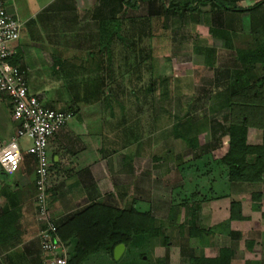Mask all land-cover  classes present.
I'll return each mask as SVG.
<instances>
[{
    "label": "crops",
    "instance_id": "obj_1",
    "mask_svg": "<svg viewBox=\"0 0 264 264\" xmlns=\"http://www.w3.org/2000/svg\"><path fill=\"white\" fill-rule=\"evenodd\" d=\"M1 1L7 13L21 24L16 43L18 56L13 60H17L16 66L25 73L28 94L38 98L40 104L48 109L74 112L70 121L50 141L48 148L51 165L46 206L54 224L57 226L76 211L96 203L120 210L132 207L139 211L137 205L143 201V187L139 188L138 185L141 183L138 181L141 180L138 171L142 172V167L136 165L139 158H127L129 141L123 140V126L111 124L118 120L112 106L116 104L122 110L123 104L118 98L127 89L128 79L125 75H137L142 66H138L132 56L126 57L129 40L127 16L123 14L125 16L122 18L121 7L119 15L113 13L110 1L40 0L34 5L25 3L20 7H15L11 0ZM175 1L148 0L142 8L154 17L158 10L162 7L166 10L170 3L179 6L188 4ZM187 1L193 2L196 9L185 16H193V25L207 27L206 35L193 51L199 50L196 54L203 57L204 65L205 57L214 60V67L208 71L210 76L201 79L205 84L198 88L199 93L204 95L200 99L201 104L208 102L210 92L216 93L212 106L223 107L240 100L239 96L231 98L226 93L227 87L235 86L234 80L238 79L229 75L232 61L238 57L237 54L263 42L264 37L249 28L248 32L244 31L245 25L249 26V13L241 16V33L233 29L237 24L231 23L233 27L226 29V38L217 36L214 32H221L219 25L225 26L226 21L232 19V13L225 12L213 0ZM219 1L229 2L237 10L250 9L257 3L250 0L253 1L247 2L250 5L241 7L240 3L249 0ZM174 17L178 18L162 16L158 24L163 21L168 23ZM113 18L119 20L118 33L113 32ZM131 35L137 38L136 33ZM158 37L151 38V47ZM255 74L262 76L258 69ZM134 88L138 90L141 87L135 84ZM136 99L134 105L139 109L142 101ZM135 127L138 129L137 124ZM15 130L16 124L10 118L9 101L0 96V148L14 135ZM203 134L206 137L208 132ZM258 136L260 138L259 132L249 134L248 144L258 145ZM135 144V150H138V141ZM27 155L26 151H21V156ZM132 162L135 165H131ZM30 163L29 158L21 161L13 175L4 176L0 171V264H47L48 257L42 253L37 238L42 225L36 218L35 166ZM234 195L230 194L231 197ZM236 195L240 194L236 192ZM253 234L256 236V232ZM258 238L260 236L250 241L253 243L250 250L245 247L246 241L238 245L232 240L230 244L217 248L216 254L213 246L210 248L187 242L182 247L188 252H183L180 259L179 255L176 258L173 255V258L170 251L162 250L160 253V249H156L158 254L155 258L160 259L161 264H188L189 256H193L192 250L200 249L205 258H215L220 249L228 248L231 252L230 264H264L261 262L264 242ZM126 250L124 246L123 253ZM171 250H178V247L173 246ZM123 253L117 261L113 259L112 251V258L101 253L90 256L83 264H119L117 262H120ZM162 253L167 257L163 258Z\"/></svg>",
    "mask_w": 264,
    "mask_h": 264
},
{
    "label": "rangeland",
    "instance_id": "obj_2",
    "mask_svg": "<svg viewBox=\"0 0 264 264\" xmlns=\"http://www.w3.org/2000/svg\"><path fill=\"white\" fill-rule=\"evenodd\" d=\"M10 2L15 7H20L25 3L34 5L40 0ZM178 2L193 5V2L187 0ZM247 2L253 1H243L240 3L241 7L250 5ZM227 4L233 6L229 2ZM192 17L171 18L172 20L166 22L164 29H160L158 25L159 29H155L156 34L159 35L158 40L154 41L152 47L150 42L153 61L140 66L138 72L136 68V77L130 73L125 75L128 79L127 89L123 91L124 95L118 98L123 104L122 110L116 104L112 106V112H115L118 120L111 124L123 126L122 134L125 133V135L121 134L123 140H129V143L136 139L138 141V150H135L136 144H132L127 152V158L129 156L133 159L139 158L136 165L142 167V172L138 171L141 178L138 181L143 185L141 183L138 185L139 188L143 187V201L141 204L138 203L137 208L141 212L150 213L157 221V225L164 228V236L169 240V245L163 247L160 236L154 240L136 239L123 253L122 259L117 262L119 264H161L160 259L155 258L158 254L156 249H160V253L162 250L168 253L170 251L172 257L174 255L176 258L179 255L180 259L183 252H188V249L182 247L184 243L192 242L199 245L198 241L186 237L187 220H190L191 216L188 209L191 207L198 226L204 231L210 230L209 235L201 241V245L210 248L213 246L215 254L217 248L232 242L230 238L232 232L237 234L234 242L238 245H243L248 240L253 241L256 236H260L258 240L264 242V177L262 184L233 185L227 182L222 168L213 173H205L211 165L203 167L200 172L198 168L200 165L193 161V153L183 142L173 139V125L190 109L188 115L190 114L189 118L194 119L191 122L194 131H198L200 127L201 131L204 130L200 125L203 119L223 126L227 125L223 120L227 116V109L224 106H212L215 103L212 99L216 95L215 92L210 93L211 98L207 103L196 102L200 94L198 88L205 84L201 79L210 76L208 73L210 69H207L202 62L203 57L193 51L194 47H198L196 45H200V39L202 40L206 35L207 27L193 25ZM244 31L248 32V24L245 25ZM135 84L140 85L141 88L136 90ZM136 97L142 101V106H138L139 109L134 105ZM234 102L238 103L237 100ZM253 104L261 111L256 113L253 111L246 115L259 126L264 127V100H257ZM203 137L204 134H201V145L205 141ZM257 139L259 140V136ZM28 146L26 140L20 141L22 152L26 151ZM225 148L226 139L222 138L213 147L211 157L214 160L221 158ZM131 165L135 164L132 162ZM236 192L240 195H236ZM232 193L235 195L231 197ZM253 193H260L261 197L258 201L251 200ZM232 202L240 204L242 214L248 216L246 222L228 221L229 206ZM179 225L183 228L181 229ZM253 232H256V236ZM173 246L178 247V250L172 252ZM191 252L194 256L201 254L200 249ZM162 254L163 258L167 257L166 254ZM261 262H264V257H261Z\"/></svg>",
    "mask_w": 264,
    "mask_h": 264
},
{
    "label": "trees",
    "instance_id": "obj_3",
    "mask_svg": "<svg viewBox=\"0 0 264 264\" xmlns=\"http://www.w3.org/2000/svg\"><path fill=\"white\" fill-rule=\"evenodd\" d=\"M97 1H110L113 4V13L115 12V14L119 15V8L121 7L123 11L122 16L123 14L127 16L129 40L126 46V57L132 56L138 66L145 65L148 61H153L150 53V41L153 36H157L155 29H159L158 25H160V29L166 27L164 21L158 24L162 16L164 18L168 16H179L182 18L188 13L195 12L196 9L195 6L191 7L188 4L179 6L170 3L166 10L162 7L154 17H151L143 9L144 5H147L148 0ZM213 1L218 2L225 12L232 13V19L226 21L225 26L219 25L221 32L218 34L214 32L217 36L226 38L225 36L228 34L226 29H230L231 23H236V28L231 27L237 33H241V16L249 13V30L252 32L258 31L260 36L264 37V0L255 3L250 9L244 10H237L236 7H231L219 0ZM112 21L114 23L113 32L118 33L119 20L113 18ZM133 32L137 34V38L131 35H135ZM124 42L122 40L123 45H125ZM237 56L232 61V72L229 75L231 74V78H233V75L238 79L234 78L235 86H228L226 93H229L231 98L239 96L241 99L237 100L238 103L231 102L224 106L228 113L223 120L227 125L223 126L214 121L203 119L200 125L204 127V130L201 131L200 127L198 131H194L191 125L194 119L189 118L190 114L188 115L191 111L190 109L183 118H178L177 122L173 125V139L183 142L187 149L193 153V161H195V164L200 165L198 167L200 168V172L203 167H210L212 165L205 173H213L215 170L222 168L229 184L256 185L262 182L264 177V127L249 119V116L246 114H251L253 111L254 113L260 112L261 109L255 106L253 102L264 100V38L263 42L253 45L249 50L237 54ZM126 59L129 60L128 58ZM204 61L205 66H208L209 69L214 67L213 59L205 57ZM10 63L11 65H16L17 60H11ZM256 69L262 73V77L257 78L254 72ZM203 98L204 95L201 93L196 101H200ZM66 112L74 114L71 110H67ZM204 132H208V135L204 136L203 139L205 141L201 145L200 135ZM255 132L260 133V143L258 145H250L248 144L249 134ZM131 133L130 131L129 136ZM222 138L227 139L226 151L221 158L214 160L211 157V151L217 145V141ZM135 142L136 140L130 141L129 146L135 144ZM28 158L31 160L30 165H34L35 169L36 164L32 156H21V161L23 162ZM2 175L9 176L3 172ZM260 197V193L251 194L252 201H258ZM188 213L191 216L190 220H187L186 237L189 240L198 241L199 246H202L201 241L205 236L209 235L210 230L204 231L198 226L196 217L194 218L193 216V207L188 209ZM247 217L242 214L239 203L232 202L230 204L228 221L246 222L248 220ZM161 227L157 225V221L148 212H139L132 207L120 210L113 206L96 203L76 211L65 221L57 225L56 236L65 247L67 264H83L90 256L101 253L112 258V251L115 246L122 244L126 248H130L136 239H142L143 241L146 239L154 240L160 236L162 237L161 246L167 247L169 240L164 236V228ZM179 227L183 228L181 225ZM236 236L237 234L232 232L230 236L231 240H234ZM251 246H253V243L246 241V249H249ZM199 255L189 256L188 264H230L231 262V252L224 248L218 251V255L215 258H205L202 254Z\"/></svg>",
    "mask_w": 264,
    "mask_h": 264
},
{
    "label": "built area",
    "instance_id": "obj_4",
    "mask_svg": "<svg viewBox=\"0 0 264 264\" xmlns=\"http://www.w3.org/2000/svg\"><path fill=\"white\" fill-rule=\"evenodd\" d=\"M21 24L12 18L0 0V96L8 99L10 118L16 124L14 135L0 148V171L13 175L21 162L20 141L29 144L26 154L35 160L36 218L42 225L37 238L47 264H67L66 250L56 236L46 206L50 183L49 143L70 121V112H58L42 106L38 98L28 94L25 73L11 60L18 56L17 41Z\"/></svg>",
    "mask_w": 264,
    "mask_h": 264
},
{
    "label": "water",
    "instance_id": "obj_5",
    "mask_svg": "<svg viewBox=\"0 0 264 264\" xmlns=\"http://www.w3.org/2000/svg\"><path fill=\"white\" fill-rule=\"evenodd\" d=\"M124 251V245L120 244L117 245L113 250V259L118 260V258L121 256V254Z\"/></svg>",
    "mask_w": 264,
    "mask_h": 264
}]
</instances>
